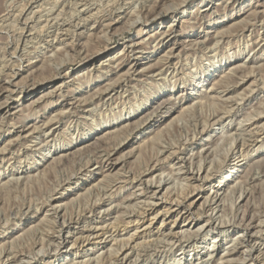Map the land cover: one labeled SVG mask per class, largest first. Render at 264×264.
<instances>
[{
    "label": "rangeland",
    "instance_id": "374dc122",
    "mask_svg": "<svg viewBox=\"0 0 264 264\" xmlns=\"http://www.w3.org/2000/svg\"><path fill=\"white\" fill-rule=\"evenodd\" d=\"M201 1L0 0V153L6 150V159L0 158V251L10 254L8 264H24L20 257H33L49 245H57L62 217L80 215L83 222H93V216L101 212L94 205L110 197L113 209L107 211L101 225L107 232H122L132 213L139 216L152 203L145 189L148 182L155 184L163 176H169L171 184L158 194L162 202H169L170 192L171 201L188 205L201 193L209 197L207 207L200 210L202 202L195 205L197 226L181 221L171 232L176 234L174 240H157L148 234L151 240L141 243L143 247H138L132 262L140 259L142 264H153L158 259L157 264H178L185 256L188 264H249L251 257L246 254L254 247L253 258L257 256L258 262L264 263V136L255 147L248 143V137L258 134L264 123V0H219L206 13ZM173 18H178L175 35L165 41L163 33ZM195 36H201L200 41H194ZM131 40L138 42L133 53L129 51ZM171 49L173 55L169 54ZM136 52L143 59L141 66H132L131 57ZM216 56L224 68L215 77L204 78L202 72L212 66ZM6 105L12 107L9 112L4 110ZM169 109H173L171 113ZM202 113L209 131L217 130L219 136L223 126L226 128L223 138L214 137L211 146L220 144L223 152L231 155L229 144L236 134L240 144L246 145L239 155L253 150L233 180L229 179L230 184L222 185L225 188L219 196L210 193V188L217 187L221 173L235 164L233 156L216 177L202 183L186 178L179 167L174 169L173 163L163 161L165 153H171L193 129L198 114L202 119ZM150 117L167 120L165 124L172 126L154 124L145 134L134 135V129ZM21 126L37 129L19 136ZM54 127L58 132L51 135ZM104 153L112 154L111 166L105 162L101 168L84 172L90 164L99 163ZM193 165L195 168L197 161ZM18 168L22 174L17 173ZM58 200L63 208L55 214L50 208ZM120 205L116 213L114 207ZM92 208L97 212L90 216L86 212ZM206 223L212 231L216 229V243L212 242L207 252L199 250L201 255L193 258L195 242L189 240ZM168 225L163 233L173 227ZM129 227L124 239L137 231ZM245 227L254 228L257 237L250 245L241 237ZM71 228L74 231L76 227ZM43 240L45 247L35 249L34 244ZM93 241L86 246L92 249L86 259L54 257L53 252L50 259L42 253L39 264L88 259L90 264H98L107 246L95 249ZM121 243L120 239L109 244L111 255H105L99 264H116V255L126 245ZM155 253L157 259L151 257Z\"/></svg>",
    "mask_w": 264,
    "mask_h": 264
},
{
    "label": "bare ground",
    "instance_id": "6f19581e",
    "mask_svg": "<svg viewBox=\"0 0 264 264\" xmlns=\"http://www.w3.org/2000/svg\"><path fill=\"white\" fill-rule=\"evenodd\" d=\"M111 2V1H110ZM115 2V1H114ZM216 2H219V0H202L200 5H204V8H205V13L207 10H210V9H213ZM230 2V1H229ZM239 2V1H238ZM72 3V2H71ZM133 3V2H132ZM140 3V2H139ZM235 3V2H234ZM236 4V3H235ZM87 5V4H86ZM237 6V5H236ZM200 9V8H199ZM202 9V8H201ZM49 12V11H48ZM164 12V11H163ZM107 13V12H106ZM162 13V11H161ZM167 13V12H166ZM165 13V14H166ZM163 14V13H162ZM200 14V13H199ZM157 15V14H155ZM191 15V14H190ZM69 16V15H68ZM189 16V14H188ZM27 17V16H26ZM98 17V16H97ZM110 17V16H109ZM157 17V16H156ZM201 17V16H200ZM169 18V17H168ZM112 19V18H111ZM141 19V18H140ZM178 18H173L171 23L169 24V26L166 28V32L163 33L165 34V38L166 40L165 41H170L173 36L175 35V25H176V22L178 21L177 20ZM100 20V19H99ZM139 20V18H138ZM86 21V20H85ZM139 21H142V20H139ZM148 22V21H147ZM2 23V22H1ZM150 23V22H148ZM138 24V23H136ZM97 25V24H96ZM111 26V25H108V27ZM136 26V25H135ZM92 29V28H91ZM142 29V28H141ZM144 32V31H143ZM160 33V32H159ZM12 34V33H11ZM107 34V33H106ZM36 36V35H35ZM160 36V35H159ZM177 36V34H176ZM106 37V36H105ZM178 37V36H177ZM201 37V36H200ZM200 37H197L195 36L194 37V41H200ZM164 38V39H165ZM156 39V38H155ZM163 39V38H162ZM158 41V40H157ZM160 41V39H159ZM142 42V41H141ZM139 42V43H141ZM164 42V41H163ZM192 42V41H191ZM161 43V42H160ZM170 43V42H169ZM198 43V42H197ZM143 44V43H142ZM183 44V43H182ZM181 44V45H182ZM262 44V43H261ZM131 45V46H130ZM128 45L130 46L129 47V51L131 53L135 52L136 48H138V42H136L135 40H131V44ZM140 45V44H139ZM191 45V44H190ZM204 45V44H203ZM2 46V45H1ZM140 47V46H139ZM258 47V46H257ZM162 48V47H161ZM160 49V48H159ZM175 49V48H174ZM174 49H171V51L169 52L170 55H173L172 54V51H174ZM122 51V50H121ZM120 51V52H121ZM143 51V50H142ZM124 52H127V51H124ZM141 52V51H140ZM212 52V51H211ZM123 53V52H122ZM121 53V54H122ZM246 53V52H245ZM120 54V53H119ZM127 54V53H126ZM130 54V53H129ZM131 55V54H130ZM68 56V55H67ZM129 56V55H128ZM127 56V57H128ZM143 56V55H141ZM123 57V56H122ZM131 58L132 59V66H141V59L138 55H137V52L136 54H134V56H132ZM149 58V57H148ZM235 58V57H234ZM120 59V58H119ZM215 61L213 62L212 66L210 65L209 68H207V70L205 72H202L204 75V78H207V77H215V73L222 70L224 68V66L221 64V61L218 60V57L216 56L215 58ZM224 59V58H223ZM121 60V59H120ZM125 60V59H124ZM235 60V59H234ZM113 61V60H112ZM118 63H120V61H118ZM126 63V62H125ZM173 64V63H172ZM114 65V64H112ZM130 70V69H129ZM227 70V68H226ZM131 71V70H130ZM141 71V70H140ZM2 72V71H1ZM176 72V71H175ZM177 73V72H176ZM128 74V73H127ZM126 74V75H127ZM125 75V76H126ZM124 76V77H125ZM218 76V75H217ZM161 77V76H160ZM203 77H201L200 79H202ZM124 81V80H123ZM211 81V80H210ZM215 82V81H214ZM207 83V82H206ZM205 84V83H204ZM213 84V83H212ZM197 87V86H196ZM110 88H113V87H110ZM109 88V89H110ZM198 88V87H197ZM108 89V90H109ZM207 89V88H206ZM111 92V91H110ZM206 92V91H205ZM207 93V92H206ZM205 94V93H204ZM109 96V94H108ZM192 96V95H191ZM200 96V95H199ZM202 97V96H201ZM110 98V97H109ZM172 98V97H171ZM189 98V97H188ZM186 98V99H188ZM191 98V97H190ZM196 98V97H195ZM193 98V99H195ZM205 98V97H204ZM203 98V99H204ZM198 99V98H197ZM200 99V98H199ZM198 99V100H199ZM112 100V98H111ZM184 100V99H183ZM110 101V100H109ZM202 101V100H201ZM111 102V101H110ZM109 103V102H108ZM195 103V102H194ZM197 103V102H196ZM169 104V103H168ZM199 104V103H198ZM198 104H195V108L198 106ZM202 105V104H201ZM170 106V105H169ZM12 109V107L10 105H6L4 107V110H6L7 112H9L10 110ZM140 109V108H139ZM184 110L186 108H183ZM173 109H169L168 113H171ZM189 110V109H188ZM198 111V110H197ZM199 113V112H198ZM240 113V112H239ZM234 114V113H233ZM202 119H200V115L198 114V116L196 117V124L193 126V129L189 132H187L186 130V137L182 140V142L173 150H171L170 152L171 153H165L166 156L163 157V161L165 162H168L169 164H172L173 168L175 169V167H179L177 169H179L178 171L181 172V174L183 173V176L186 175V178L187 176H190L192 177L195 181H199V182H206V181H209L211 179H213L214 177H216L215 175H217L218 173H220V169L223 167V164H228V161L229 159H231V156L234 157V160H235V164L232 165L231 167L228 166V169L226 171H224V173H221L220 177L218 178L219 180L217 181V187H212L210 188V193H214V194H217V196L221 195V192L220 189L221 188H225L223 187L222 185H225L227 183H229V179H232L233 180V177H234V173L238 170V168H240L241 164L243 161L247 160L248 156H249V152H252L253 150H249L245 153H241L239 155V152L242 151V148H244L246 145H244V143L240 144V142L235 138V135H232L234 133H232L231 135L233 136L231 138V142L232 144H229L230 146V152H228L229 154L231 155H228L226 153L223 152V150L221 149L220 147V144L217 145L216 148H214L213 146H211L210 144V141H214L215 138L219 137V139L223 138V130L226 129L225 126H223V130L222 132L220 133V135L218 136V134H216L217 130L215 131H209L210 128H208L207 126V117H203V113H202ZM170 117V116H169ZM171 118V117H170ZM169 118V119H170ZM224 118V117H223ZM148 119V118H147ZM200 119V120H199ZM218 119H221V117H219ZM173 120V119H172ZM175 120V119H174ZM146 121V120H145ZM160 121V120H159ZM158 121V117L156 118H151L146 121L145 123H143L142 125L143 126H138L136 129H134V135H143L146 133V131H148L150 128H153L154 127V124H165L167 122L166 121ZM218 121L217 120V124H218ZM254 121V120H252ZM174 122V121H172ZM209 123V122H208ZM257 123V122H256ZM213 124V123H212ZM221 124V123H220ZM46 125V124H45ZM166 125V124H165ZM164 125V126H165ZM26 126V125H25ZM25 126H21L20 129H18V132L17 134L22 135L24 133H28L30 134V132H34L37 128L34 126V127H28L26 128ZM100 126V125H99ZM172 126V125H171ZM168 125H166V127H171ZM213 126V125H212ZM219 126V125H218ZM39 127V126H38ZM44 127V125H43ZM240 127V126H239ZM48 128V127H47ZM218 128V127H217ZM248 128V127H247ZM251 128V126H250ZM43 129V128H42ZM108 129V128H107ZM175 129V128H173ZM212 129V128H211ZM243 129V128H242ZM259 129V128H258ZM50 130V129H49ZM248 130V129H247ZM252 130V128H251ZM115 131V130H114ZM225 131V130H224ZM250 131V130H249ZM39 132H41L42 134V130H40ZM48 132V131H47ZM57 131V128H53L51 129V135L52 134H55ZM110 132V131H109ZM219 132V131H218ZM230 132V131H229ZM228 132V133H229ZM245 132V131H243ZM253 132V131H252ZM252 132H249V133H252ZM258 132V131H257ZM44 134H46V132H43ZM50 133V132H49ZM212 133V134H211ZM226 133V131H225ZM27 134V135H28ZM34 134V133H33ZM104 135V134H103ZM112 135V133H111ZM240 135H242L240 133ZM239 135V136H240ZM18 136V137H19ZM132 136V134H131ZM238 136V135H237ZM249 136V135H248ZM264 136V123L263 125H261V129H260V132L257 134L252 133L248 138H249V142L250 143V146L251 147H255V143H257V140ZM28 137V136H27ZM215 137V138H214ZM247 136H245L246 138ZM53 138V137H52ZM214 138V139H213ZM243 138V137H241ZM244 138V139H245ZM32 139V138H31ZM39 139V138H38ZM46 139V138H45ZM127 139V138H126ZM240 139V137H239ZM244 139H241V140H244ZM43 140V139H42ZM41 141V140H40ZM48 141V140H47ZM51 141V140H49ZM55 141V139H54ZM100 141V140H99ZM128 141V140H127ZM144 141V140H143ZM216 141V140H215ZM218 141V140H217ZM130 142V141H129ZM128 142V143H129ZM222 142V141H221ZM246 142V141H245ZM46 143V141H45ZM128 143H125L124 144V147L128 145ZM140 143V142H139ZM217 143V142H216ZM220 143V142H219ZM223 143V142H222ZM221 143V144H222ZM247 143V142H246ZM245 143V144H246ZM56 144V143H55ZM141 144V143H140ZM174 144V143H173ZM213 144V143H212ZM226 145V144H225ZM43 146V145H42ZM46 146V145H45ZM48 146V145H47ZM50 146V144H49ZM173 146V145H172ZM176 146V145H175ZM223 146V144H222ZM44 147V146H43ZM228 147V146H227ZM45 148V147H44ZM47 148V147H46ZM171 148V147H170ZM225 148V147H224ZM75 149V148H74ZM119 149H121V146L119 148L116 149V151H119ZM241 149V150H240ZM247 149V148H246ZM167 150V149H166ZM170 150V149H169ZM25 151V150H24ZM115 151V153H116ZM165 151V150H163ZM5 152L6 150L2 151L0 154H2V157L1 160H4L6 159L5 157ZM227 152V151H226ZM49 153H51V151H49ZM162 156L164 155L163 152H161ZM105 154V153H104ZM49 155V154H48ZM66 155V154H65ZM114 155V154H113ZM44 158L46 157L45 154L43 155ZM161 156V158H162ZM16 158V157H15ZM159 158V160L161 159ZM95 159V158H94ZM13 160V159H11ZM98 160V159H97ZM112 160V154H105L99 163H92L90 164L85 170L87 171L89 168H94V167H99L100 168L104 165V163L106 162L107 164ZM118 160V159H117ZM87 161V160H86ZM194 161H197V166L194 168L193 164H194ZM93 162V161H92ZM98 162V161H97ZM114 162V161H113ZM11 163V162H10ZM110 165V163H109ZM111 166V165H110ZM114 166V165H113ZM226 167V165H225ZM224 167V168H225ZM109 168V167H108ZM114 168V167H113ZM171 168V167H170ZM83 169V168H81ZM223 169V168H222ZM19 174H22L23 171L21 170V168H18ZM29 170V169H28ZM153 171V170H152ZM160 171V170H159ZM164 171V170H162ZM29 171H25L24 174H28ZM174 172V171H173ZM178 172V173H179ZM222 172V171H221ZM81 173V172H80ZM157 173V172H156ZM171 173V172H170ZM66 174V173H65ZM84 174V173H83ZM163 174V173H162ZM161 174V175H162ZM180 174V173H179ZM77 175V174H76ZM86 175V174H85ZM165 175V173H164ZM78 176V175H77ZM9 177V176H6V178ZM125 177V176H124ZM174 177V176H173ZM171 177V178H173ZM189 177V179H190ZM1 178V177H0ZM5 178V177H4ZM76 178V177H75ZM20 179V177H19ZM22 179V178H21ZM188 180V179H187ZM3 181V180H2ZM69 181V180H68ZM150 181V180H149ZM156 181V180H155ZM169 176L166 177V176H163L160 178V181L158 180V182H156L155 184L153 182H148V185H146V188L147 191L151 194V200H152V203H149V205L147 206V208L142 212V214H140L139 216H137L136 214L132 213L131 216L128 217V222H127V227H125L122 232L116 230L114 231L113 233H111L112 231L111 230H108V232L106 231V227L101 225L103 222H104V218H105V214H107V211H111L113 208L112 207V199L113 197H110L111 199L109 200H106V201H102L103 203H99L98 205H94L95 207H97V209H99L101 212L97 213L96 216H93L94 213H96L97 211H94V208L90 209L89 211H87L86 213L87 214H90V216L92 215L93 218H92V221L95 222H83V218L77 216L76 218H70V219H66L65 217H62L61 219V226L62 227V231L61 233L59 234L58 236V244L55 245L54 247L52 245H49V249L47 250H44L42 249L41 251H39L38 253H34V256L33 257H26V256H22V258L20 257V262L24 263V264H39V261L40 259L39 258V254H44L45 256H48L50 259H52L51 257V254L52 252L54 253V257L58 256V255H64L65 257H70L71 255H73L74 257H76L74 260L77 259V256H82L83 259H86L87 257L90 256V252H91V248L88 250L86 249V246L87 244L91 243V240H94L91 247H94L95 249H98L99 247L98 246H101L103 244H106L105 248H107L106 250H104L105 248H103V254H101L98 259H97V262L99 264V261L101 259H105V255L109 254L111 255V251L113 249H108V246L109 244H111L112 242H117L118 240L121 239V242L125 243L126 241V245L122 247V249H120L118 252V254L116 255V258H115V262L116 264H142V262H140V259H134L132 262L131 260L133 259L134 256H138V247L141 246V243H146V239H150V237H148V234L150 235L151 233L153 234V238H157V240H170V238L172 237V239L174 240V232H173V235H172V231H173V228H176L174 226L177 225V228L180 226V222L183 221L185 222L184 224L188 223V225H191L192 228H194L195 226H197V221L195 219V216H197V213L196 211L194 210V206L195 205H198L200 202H202L199 206L200 210L203 209L205 210V207H207V203H208V196L205 198V194H201V193H198V197L197 199H195L194 202L186 205V204H182L183 202L180 201L178 202L179 200L175 201V200H172L171 201V198L169 196H172L170 195V192H169V202L168 203H164L162 202V199H159V193L164 190V188L166 186H169L171 184V182H169ZM191 181V180H190ZM213 181V180H212ZM5 182V180H4ZM70 182V181H69ZM112 183V182H111ZM212 183V182H211ZM145 184V183H144ZM230 184V183H229ZM86 185V184H85ZM155 185V186H154ZM211 185V184H210ZM228 185V184H227ZM145 186V185H144ZM106 187V186H105ZM199 185L196 187L198 188ZM171 188V187H169ZM169 188H166L167 191H169ZM195 189V187H194ZM200 189V188H199ZM205 189V188H204ZM105 190V188H104ZM197 190V189H196ZM74 191V190H73ZM195 191V190H194ZM100 192V191H99ZM146 192V190H145ZM175 192V191H174ZM183 192V191H182ZM218 192L220 194H218ZM147 193V192H146ZM112 194V193H111ZM167 194V193H166ZM165 194V195H166ZM172 194V193H171ZM120 195V194H119ZM139 195V194H138ZM164 195V194H163ZM210 195V194H209ZM114 196V195H112ZM118 196V195H117ZM184 197V196H183ZM214 197V195H213ZM126 198V197H125ZM164 199V198H163ZM204 199V200H203ZM203 200V201H202ZM216 201V198L214 199ZM131 201V200H130ZM148 201V200H147ZM112 202V203H111ZM116 202V201H115ZM146 202V201H145ZM177 202V203H176ZM219 202V201H218ZM61 201H56L54 203V206L52 207L51 206V211H53L55 214H59L60 212H62V205L60 204ZM125 203V202H124ZM210 203V202H209ZM230 203V202H229ZM52 204V203H51ZM96 204V203H95ZM117 204V203H116ZM216 204V203H215ZM123 207V205H122ZM146 207V206H145ZM108 208V209H107ZM121 208V205L120 207L119 206H115L114 207V211H119ZM163 208L166 210L164 212L163 211ZM27 209V208H26ZM43 209V208H42ZM49 209V208H48ZM104 209V210H103ZM160 210V211H159ZM162 210V211H161ZM94 211V213H93ZM89 212V213H88ZM162 212V213H161ZM93 213V214H92ZM115 213V214H116ZM163 214V215H162ZM199 214V213H198ZM85 215V214H84ZM88 216V215H87ZM70 217V216H69ZM89 217V216H88ZM99 221L96 223V221ZM219 221V220H218ZM7 222V221H6ZM101 222V223H100ZM227 222V221H226ZM225 222V223H226ZM171 225L173 224V227L170 228V231H168L167 233H163L164 232V229L165 228V225L168 224ZM221 223V222H220ZM104 224V223H103ZM217 224V223H216ZM57 225V224H56ZM74 225L76 228L74 229V231L72 230L73 228H71V226ZM118 225V224H117ZM120 225V224H119ZM133 226L134 228H136V232L134 234H132V236H130L128 239H124V233L125 235L129 234V230L130 227L129 226ZM157 225H160V226H157ZM168 225V226H169ZM226 225V224H225ZM183 226V225H182ZM261 226V225H260ZM112 227V226H111ZM114 227V226H113ZM211 227V226H210ZM210 227H207V223L202 225L201 227L198 228V231L197 233H193L191 239L189 240V242H195V244H198V247L194 246L192 247L193 250H191V252L193 251L194 252V255H193V258L195 257H199L201 255V251L199 252V250H205L207 252V250L209 249L210 247V244L214 241L216 243V239H215V231L216 229H214V231L211 230ZM168 228V227H167ZM208 228L210 230H208ZM260 228V227H259ZM142 229L143 231L141 233L138 234V231ZM254 229V228H253ZM251 229V227H245L243 230H244V233L242 234V238L243 240H246L245 242H247L249 245L250 243H252L257 237H255V233L253 234L254 230ZM48 230V229H47ZM72 230V231H71ZM115 230V229H113ZM154 230L156 231V234L153 233ZM178 230V229H177ZM181 230V229H180ZM218 230V229H217ZM241 230V229H240ZM253 230V231H252ZM111 231V232H110ZM183 232V231H181ZM36 233V232H35ZM59 233V232H58ZM121 233V235H120ZM241 233V232H240ZM118 234V235H117ZM179 234V233H178ZM187 235V234H185ZM223 235V234H222ZM52 236H55V235H52ZM49 238H51L49 235H48ZM57 237V236H56ZM55 237V239H56ZM117 237H118V240H117ZM177 237V236H176ZM181 237V235H180ZM44 238V237H43ZM152 238V239H153ZM204 238V239H202ZM54 239V240H55ZM142 239V241L140 242V244L137 242L140 241ZM177 239V238H176ZM175 239V240H176ZM179 239V238H178ZM203 240L201 243H199L200 240ZM46 240V239H44ZM43 240L42 243H40L38 241V243H35L34 244V247L35 249L42 245L44 246L45 245V241ZM151 240V239H150ZM156 240V241H157ZM180 240V239H179ZM48 241V240H46ZM154 241V240H153ZM178 241V240H176ZM175 241V242H176ZM186 241V240H184ZM188 241V240H187ZM186 241V242H187ZM51 242V241H50ZM132 242L135 243L137 242V244L135 245H132ZM150 242V241H149ZM174 242V241H173ZM174 242V243H175ZM49 243V242H48ZM121 243V244H123ZM162 243V241H161ZM184 243V242H183ZM188 243V242H187ZM155 244V243H154ZM166 244V243H165ZM164 244V245H165ZM124 245V244H123ZM148 245V244H147ZM160 245V244H159ZM182 245V244H181ZM179 245V246H181ZM185 245V244H184ZM214 245V244H213ZM247 245V244H246ZM67 246H70V247H67ZM163 246V245H161ZM216 246V245H214ZM25 247V246H24ZM45 247V246H44ZM143 246H141L142 248ZM159 247V246H158ZM157 247V248H158ZM176 247V246H174ZM248 247V246H247ZM20 248V247H19ZM41 248V247H39ZM54 248V249H53ZM68 248L70 249L71 248V251H68ZM137 248V249H136ZM169 248V247H168ZM180 248V247H179ZM208 248V249H207ZM212 248V247H210ZM251 252L249 254H246V256L248 257H251V263L249 264H260L258 262V257L256 256V258H253L254 255H253V251H256V248L254 247H251ZM82 249L84 250L82 253L85 254H81V252H79L80 250L82 251ZM166 249V248H165ZM173 250V249H172ZM62 251H64V253H62ZM156 251V250H155ZM258 252V251H257ZM158 253V252H157ZM155 253V255L151 256V257H154L155 259L158 258V254ZM170 253V252H169ZM264 253V252H263ZM141 254V253H140ZM210 254V253H209ZM208 254V255H209ZM163 255V254H162ZM184 255V254H182ZM192 255V254H191ZM44 256V257H45ZM245 256V257H246ZM259 256V255H258ZM10 254L8 252H5V251H0V258H1V261L3 264H8L11 260L10 258ZM261 257V255H260ZM110 258V257H109ZM137 258V257H136ZM162 258V257H161ZM160 258V259H161ZM186 257L183 256V258H181V260H179L178 264H188L187 263V258L185 259ZM202 258V257H201ZM247 258V257H246ZM12 259L17 262L19 261L18 260V257H12ZM48 259V258H47ZM171 259V258H170ZM185 259V260H184ZM191 259V258H190ZM249 259V258H248ZM61 260V259H60ZM73 260V263L72 264H90L91 262V259H88V260H84L82 262H74ZM96 260V259H95ZM107 260V259H106ZM143 260V259H142ZM149 260V259H148ZM192 260V259H191ZM245 260V259H244ZM45 261V260H44ZM77 261V260H76ZM150 261V260H149ZM155 261V260H154ZM35 262V263H34ZM59 262V260H54L53 262H51V264H55ZM151 262V261H150ZM160 262V261H159ZM199 262V261H198ZM246 262H248L246 260ZM261 262V261H260ZM95 263V262H94ZM101 263V262H100ZM148 263V261H147ZM153 263V262H152ZM158 263V259L153 263V264H157ZM207 263V262H206ZM103 264V262H102ZM160 264V263H159ZM244 264H245V261H244ZM264 264V263H263Z\"/></svg>",
    "mask_w": 264,
    "mask_h": 264
}]
</instances>
